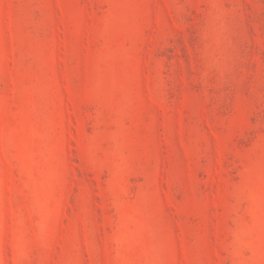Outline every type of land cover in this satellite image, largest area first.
Listing matches in <instances>:
<instances>
[{
    "label": "rangeland",
    "instance_id": "1",
    "mask_svg": "<svg viewBox=\"0 0 264 264\" xmlns=\"http://www.w3.org/2000/svg\"><path fill=\"white\" fill-rule=\"evenodd\" d=\"M0 264H264V0H0Z\"/></svg>",
    "mask_w": 264,
    "mask_h": 264
}]
</instances>
